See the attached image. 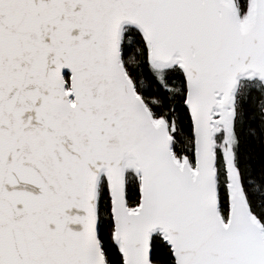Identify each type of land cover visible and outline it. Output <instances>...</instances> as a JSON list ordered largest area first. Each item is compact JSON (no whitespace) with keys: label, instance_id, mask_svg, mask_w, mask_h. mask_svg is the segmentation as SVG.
<instances>
[{"label":"snow or ice","instance_id":"6c2138e0","mask_svg":"<svg viewBox=\"0 0 264 264\" xmlns=\"http://www.w3.org/2000/svg\"><path fill=\"white\" fill-rule=\"evenodd\" d=\"M0 264H264V0H0Z\"/></svg>","mask_w":264,"mask_h":264}]
</instances>
